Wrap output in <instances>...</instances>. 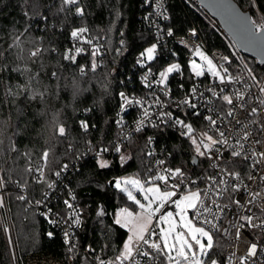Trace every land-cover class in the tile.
Listing matches in <instances>:
<instances>
[{"label": "trees", "instance_id": "1", "mask_svg": "<svg viewBox=\"0 0 264 264\" xmlns=\"http://www.w3.org/2000/svg\"><path fill=\"white\" fill-rule=\"evenodd\" d=\"M166 1L169 25L176 34L196 28L210 49L231 54L230 37L197 0ZM236 2L252 17L256 11L264 16V0ZM142 3L80 0L85 14L77 16L74 8L61 11L63 0H0V174L7 182L5 200L14 237L11 244L0 217V264H14V260L17 264H68L71 259L72 264H99L121 255L128 230L115 225L113 215L121 206H135L110 182L127 173L147 177L148 136L154 129L137 132L125 141L121 153L110 157V167L105 169H100L97 158L85 150L88 142L94 147L111 146L117 137L119 92L122 87L131 88L129 83L121 84V79L127 78L122 69L130 70L135 56L153 43L152 33L139 25L146 13ZM45 16L47 20L42 19ZM78 27H86L93 40L105 46L103 64L98 63V55H90L88 47H83L86 51L75 63L62 59L71 44L70 32ZM36 49H41L40 54L30 56ZM177 51L183 60L185 50L177 47ZM93 59L98 66L94 71ZM256 65L258 75L264 65ZM86 107L91 108L87 132L78 124ZM60 124L66 128L63 137L55 131ZM155 130L158 142L173 152L174 165L191 169L193 146L188 138L179 137L166 126ZM45 150L49 152L46 165L41 160ZM64 165L78 166L69 172L68 185L62 190H74L83 217L76 233L78 246L71 251L61 231L43 219L34 204ZM37 167L44 169V182L37 183L35 172L29 171ZM25 194V200L18 199ZM61 194L53 206L61 203ZM100 208L103 217L97 216ZM48 232L54 235L50 238ZM214 237L211 258L223 264L227 242L216 234ZM89 246L93 251L85 254ZM161 259L166 264V258Z\"/></svg>", "mask_w": 264, "mask_h": 264}, {"label": "built area", "instance_id": "2", "mask_svg": "<svg viewBox=\"0 0 264 264\" xmlns=\"http://www.w3.org/2000/svg\"><path fill=\"white\" fill-rule=\"evenodd\" d=\"M141 5L146 8V13L142 14L139 25L140 28L150 31L153 35V43H157L159 45L156 58L153 61L146 62L145 66L141 67L137 64V60L141 58L140 52L135 56V60L130 62V70L125 72V69H122V73H125V76L127 78L126 80L125 78H122L121 84L125 85L126 83H129L131 84V88L122 87L119 92L120 105L117 109L115 117L117 137L115 138L111 146L94 147L92 144H90V142H88V147L85 151L92 157L97 158V152L100 148H108L109 151L102 153V155L99 157L100 159H109L110 157L120 154L125 141L129 140V138L137 133L136 128L138 126V123L143 119V112L148 111L149 117L147 119H143V126L141 131L147 128H152V130L154 129V131L148 136V153H152V155H148V175L146 178L139 177L141 178L140 180H145L147 182L149 176L155 177L157 176V174H164L165 169L182 168L185 172L186 178L183 180L177 196L173 199H178L184 191L197 188L202 194V200L204 204L208 205L212 209V215L209 216V214L205 213V216H208L209 219H211L212 216L219 217L218 221H214V223L218 224L219 231H216L215 229H213L212 231L213 234H216L219 237V239L227 242L223 264H241L240 258L247 254V244L251 242L264 243V231H261L260 229H241L240 238H236V229L241 223L238 219L239 216L254 214L255 216L264 218V212L259 211V208L264 207V200L260 201L257 206L252 207L251 213L248 211L249 206L247 205V201L250 199L249 192L260 191L264 193V181H261L259 179L261 175H264V166H259L254 170L251 167L250 161L243 159V156L232 157L231 151L233 150V148H237V150H240L235 141L237 138L242 137L245 127H247L248 130L253 133V139H250L248 141L241 140V143L244 145V148L242 150L243 155H249L254 150L264 151V144L256 145L253 142L257 136L259 137V139L264 141V135H260L258 132V125L253 123V121H259L262 117H264V114L258 113L255 116L246 117L245 111L237 107L235 110V117H226L225 113L229 111V107L222 106V101L216 97H212L211 94L207 91L211 88L214 91L219 92L220 88L225 87V85H220L219 82L214 77H212L210 73H207V71L204 76L196 77L190 70L189 61L193 59H199L193 55L196 46H200L202 50L218 65H223L225 67H228L229 65L223 60V57H229V55L226 52L218 49H210L207 46L203 36L196 28H192L196 29L197 35L195 37L191 36L189 31L190 29L183 34H176L173 31L174 35L172 37L167 36L165 34L167 28L172 27H170L169 25L171 21V14L168 10L166 0H153L151 7L146 5L143 0V3ZM158 5H160V7H158ZM161 13L167 16L168 19L165 20L161 18ZM149 14H152V19L146 20L145 17ZM85 39H91L93 41V45H87L82 41L74 40L70 37L71 44L68 49L74 50L75 47H88L91 51L92 46H99L100 52L97 55L99 58H101V60L99 59L98 63L103 64L104 60L102 59V56L105 52V46L96 43L89 32L85 34ZM121 41H123L124 43L123 38H121ZM152 44L145 47L144 50ZM177 47L185 50L183 60L179 57ZM118 52H120V48L118 49ZM163 59L165 60V63L161 64V61H163ZM230 61V72L241 81L230 85V89L233 92H246L248 88L242 82L244 80H247L248 85H252V91L258 92L259 90L253 85V82L248 76L247 70H245L242 66H238L236 65V63H233L231 59ZM173 63H179L181 65V71L179 73H173L169 76V81L166 87L154 86L152 89H149L144 85V83L142 82V78L146 74L149 76V80L151 81L152 79L157 77L160 71H163L168 65ZM148 67H151L152 69L151 74L147 73ZM257 78L262 83H264V67L257 75ZM193 87H196L197 89L196 94L192 97L193 103L197 104V108L195 110L190 109L183 103V101L189 97L190 89ZM120 93H124L125 96L132 101L139 100L142 103H133L126 106L125 111H121L123 100L120 96ZM200 93H203V96H201ZM224 94H229V92L226 91ZM260 95L261 98H263V94ZM210 100L212 101L211 104L208 103V101ZM257 105L258 101L255 98H249L247 111L250 112L251 107H255ZM193 111L199 112L200 115H193ZM159 112H171L173 114V117H180L181 119H184L186 123H190L192 125L194 129L193 135H198L201 139L203 138L202 134L204 133L212 135L214 138H219L216 128L204 119L205 116L212 115L213 119H217L218 121L223 119L224 123L220 125V131L225 132V138L228 139V143L229 145H231V147H220V151L223 153L220 160H216L214 158L209 159L207 158V156H204V158L202 159L197 154H195L193 148V155L191 156V160L197 157V165H192L191 160V169H186L181 165H174L173 152L168 149L165 144L158 142L156 136L157 130H155V128L166 126L170 129V131H173L179 137L183 139L188 137L181 135V133L185 130L182 127L175 126L173 121L170 120L167 124L162 123L159 116L157 115V113ZM90 113V107H86L83 109V117L78 121L79 126L81 121H87L90 126V123L87 119V115H89ZM217 113H219V115H217ZM236 120H239L240 124H237ZM117 121H120V123H117ZM82 130L87 132L89 130V127L87 130ZM205 142L207 141L205 140ZM116 145H119L121 148V151L119 153L115 151ZM159 161H164V163L160 164L158 163ZM67 166V170H63L62 168L60 170L61 175L54 178L53 181H55V187L52 189L48 188L44 192L43 196L38 199L43 203L40 205H37L36 203L34 204L35 207H37V212L40 214V216L45 219L52 227H56L61 231L64 242V233L70 232L72 234L71 244L66 245L69 248L71 247L72 249H75L78 246L76 233L81 228L83 217L79 200L74 190L72 188H69L66 192L62 190V186L68 185V180L66 177H68L69 172L72 173L78 168V166H76V168L73 167V165ZM223 169H227V171L229 172L239 173V179L224 176V179L227 181L226 186L217 185L216 187H210V185L213 184L214 181H210L208 178L216 177L217 179H219L221 175H224L222 171ZM37 175L39 174H34V176ZM190 181H192L193 183H189ZM156 182L161 184L162 188L165 190H173L170 187L163 185V182L161 181ZM176 182V179L173 178L168 181V184L171 185ZM234 185L237 187H234ZM225 187L227 190H224ZM218 190L222 191L223 194L221 196L216 195V192ZM205 193H209V195H204ZM59 194H61V203L57 206H53V202L58 201ZM0 195H2L4 198V206L0 210V217L3 227L6 231L8 241L11 242L12 235L10 234V229L8 228V211L5 201L4 189H0ZM24 196L26 197V194ZM72 196L75 197L74 200L71 198ZM65 200H69L73 204L74 208L72 210L66 207L64 203ZM237 200L241 202L240 206L235 203V201ZM214 205H219V208H222L223 212L221 213L219 208H216ZM49 209H51L50 213H48ZM168 210L175 211L174 206L168 204L162 211ZM44 213H48L51 220L56 221V223H50L49 220L45 218V215H43ZM77 214H79L80 218L79 225L72 224L69 220L70 215L75 216ZM192 215L194 216V213H192ZM206 227H210V225ZM154 230L158 232L159 225H157ZM249 233H251L252 235H249ZM253 236L255 237V240H253ZM153 239L156 238L153 237ZM88 253L89 248L85 250V254ZM133 255L135 257L134 261L124 260L122 264H162L161 256H157L154 261H146L143 257L135 254V249ZM212 259L217 260L216 257ZM253 259L256 260V264H264V255H261L258 259ZM72 261L73 260L71 259L68 264H72ZM103 262L104 264H121V262L117 261V259H115L114 261ZM248 264H252V261L250 260Z\"/></svg>", "mask_w": 264, "mask_h": 264}, {"label": "snow or ice", "instance_id": "3", "mask_svg": "<svg viewBox=\"0 0 264 264\" xmlns=\"http://www.w3.org/2000/svg\"><path fill=\"white\" fill-rule=\"evenodd\" d=\"M80 0H63V6L61 11H72L74 8V14L77 16H83L85 14V8L79 6ZM144 3L151 7L153 0H144ZM160 7V5H158ZM224 8L225 14L229 16L232 26L236 29L234 35H241L243 37V45L252 48L264 49V24H257L251 20L247 15H237L232 12L227 6L221 5ZM161 18L168 19L167 16L161 13ZM42 19L47 20V17H42ZM146 20L152 19V14H149L145 17ZM231 30V29H230ZM191 36L195 37L197 35L196 29H190ZM88 32L86 27L74 28L70 32V37L74 40L82 41L87 45H93L91 39H85V34ZM159 32V28H158ZM167 36L172 37L174 35L172 28H167L165 33ZM19 39V37H17ZM123 43V41H121ZM158 44L153 43L150 47L146 48L143 52L140 53V59L137 60V64L141 67H144L146 62L153 61L156 58ZM86 51L83 47H75L73 49L65 50L62 59L69 61L70 63H75L77 57L83 54ZM41 49H36L29 53L30 56L36 57L40 54ZM100 52L99 46H92L90 55L95 58ZM193 55L199 58L202 63H198L196 59L189 61V66L191 72L196 76H204L206 71L214 77L220 85H225V87L220 88V91H214L213 89H208L207 91L211 94L212 97H216L222 101V106H228L229 111L225 113L226 117L232 118L235 117V110L237 107L245 111L246 117L255 116L258 113L264 114V98H261L260 94H264V83L258 80L256 73L252 69H247L248 76L250 77L253 85L258 88V92L252 91V85H248L247 80H244L242 83L247 86L248 90L245 91H235L233 92L230 89V85L233 83L241 82L235 75L230 72L231 61L229 57H223V60L228 63V67L223 65H218L214 60L208 56L200 46H196L193 52ZM260 63L264 64V59H261ZM95 59L91 64V68L94 71L97 68ZM181 71V65L179 63H173L168 65L163 71H160L156 78L149 80V76L146 74L142 78V82L146 87L152 89L154 86H163L166 87L169 81V76L173 73H179ZM80 72H84V67L80 68ZM147 73L151 74V67L147 68ZM52 76H56V73H52ZM182 87V86H181ZM229 94H224L225 92ZM197 89L193 87L190 89V95L186 98L183 103L187 105L190 109L195 110L197 104L193 103L192 97L196 94ZM42 95V94H41ZM203 96V93H200ZM120 96L123 100L121 105V111L126 110V106L135 104H141L142 102L132 101L125 96L124 93H120ZM33 99L35 96L32 97ZM249 98H255L258 101V105L251 107L250 112L247 111L248 100ZM158 102V98H157ZM209 104L212 101H208ZM193 115L199 116L200 113L193 111ZM162 123L167 124L170 120L174 122L175 126L182 127L185 131L181 135L188 137L191 140V143L195 146V151L199 156H207L209 159L220 160L223 153L220 151V147L229 146L228 139L225 138V132L220 131V125L224 123L223 119L217 120L213 119L212 115L205 116L204 119L208 121L212 126L216 128L219 138H214L212 135L207 133L202 134L203 138L199 141L193 135L194 129L190 123H186L184 119L180 117H173L171 112H159L157 113ZM219 115V113H217ZM149 117V112H143V119ZM143 119L138 123L136 131L139 132L143 126ZM120 123V121H117ZM237 124H240L239 120H236ZM258 125V132L260 135H264V117L259 121H253ZM80 127L84 130H87L89 124L87 121H81ZM56 134L60 137L65 136L66 128L60 124L56 126ZM253 139V133L245 127L242 137L237 138L235 143L239 147L233 148L231 151L232 157H242L245 160L250 161L251 167L255 170L259 166H264V151H252L249 155H243L244 145L241 143V140L248 141ZM207 141V143L205 142ZM254 144L260 145L264 144V141L259 139L257 136L254 139ZM203 149V150H202ZM109 151L108 148H100L97 152V166L100 169H105L110 167L109 163L106 160L100 159L99 157L102 153ZM115 151L119 153L121 148L119 145L115 146ZM149 156L152 153H148ZM49 157L48 150H45L42 153L41 160L47 163ZM124 157H121V160L124 161ZM158 163L163 164L164 161H159ZM67 165L63 166V170H67ZM30 172L38 173L39 175L34 176V179L37 183L44 182V169L37 167L36 169H29ZM224 175H221L219 179L216 177H209L210 181H214L210 187H216L217 185H227V181L224 179V176H229L234 179H239V173H233L227 171V169L222 170ZM57 177L61 175V172L58 171L55 173ZM176 179V183L169 185L168 181L170 179ZM185 172L182 168L175 169H165L164 174H157V176H149L147 184L145 186L139 180L135 179H117L114 181V187L120 192L125 193L129 201L138 209L137 212H132L129 208H121L114 220V224L117 226L125 227L131 233L127 241L124 244V251L116 259L120 261L121 264L124 260H133L135 259L133 252L135 249V254L143 257L146 261H154L157 256H163L166 258V264H219V261L212 259V250L214 248V237L213 229L219 231L218 224L214 221H218L219 217L212 216L211 219L208 216H205V213L212 215V209L204 204L202 200V194L200 191L188 192L186 195H180L178 199H173L177 196L178 191L181 187L183 180L185 179ZM261 181H264V175L259 177ZM156 181L163 182V185L170 187L173 190H162L161 184ZM6 181L3 176H0V189L5 188ZM113 183V182H110ZM189 183H193L190 181ZM26 187V185H23ZM49 189L55 187V181L47 184ZM234 187H237L234 185ZM132 188L136 189V192L142 197L141 199L137 198V195L134 194ZM224 190H227L226 187ZM222 191H217L216 195L221 196ZM204 195H209L205 193ZM250 199L247 201L248 211L251 213L252 207L257 206L258 203L264 200V193L260 191L249 192ZM73 200L74 196L71 197ZM20 200H25V196L20 195L18 197ZM37 205L42 204L40 200L35 201ZM66 207L70 210L74 208L73 204L69 200L64 201ZM235 203L240 206L241 202L239 200ZM171 204L174 206L175 211H162L165 209V206ZM203 205V206H202ZM4 206V198L0 195V207ZM216 208H219V205H214ZM220 212H223L222 208H219ZM259 211L264 212V207L259 208ZM51 212V209L48 210V213ZM194 213L192 218H189L188 213ZM48 213H44L45 218L49 220L50 223H56V221L51 220ZM105 215L103 208H100L97 212V216L103 217ZM178 217V219H177ZM240 224L236 229V238L239 239L241 236V229L247 230L251 229H260L264 231V218L255 216L254 214L239 216ZM69 220L72 224L79 225L80 218L79 214L75 216H69ZM196 221V222H194ZM258 221V222H257ZM199 222L200 226H197ZM159 225L158 232L154 230L156 226ZM166 225V227H165ZM210 227H206L209 226ZM47 235L51 238L54 234L48 232ZM71 233L65 232V243L71 244ZM249 235H252L249 233ZM155 237L156 239H153ZM253 240L255 237L253 236ZM133 241L137 243L134 245ZM72 248H69L71 251ZM89 250L93 251L89 246ZM247 254L240 258L241 264H248L251 260L252 264H256V260L253 258H260L261 255H264V243L251 242L246 246ZM175 253V255H173ZM100 264H104L103 261Z\"/></svg>", "mask_w": 264, "mask_h": 264}, {"label": "water", "instance_id": "4", "mask_svg": "<svg viewBox=\"0 0 264 264\" xmlns=\"http://www.w3.org/2000/svg\"><path fill=\"white\" fill-rule=\"evenodd\" d=\"M197 1L203 8L207 10V12L213 18H215L219 22L223 31L234 41L237 48L243 54L255 58L258 64H262L260 63V61L261 59H264V49H260V48L250 49L248 46H242L243 37L241 35H234L236 29L232 26L229 16L225 14L224 8L221 7V5L227 6L232 12H234L237 15H247L253 21L250 11L243 10L242 7L236 2V0H197ZM191 164L197 165L198 158L197 157L193 158L191 160ZM114 181L115 179L111 180V182L113 183ZM14 264H17L15 260H14Z\"/></svg>", "mask_w": 264, "mask_h": 264}, {"label": "rangeland", "instance_id": "5", "mask_svg": "<svg viewBox=\"0 0 264 264\" xmlns=\"http://www.w3.org/2000/svg\"><path fill=\"white\" fill-rule=\"evenodd\" d=\"M252 19H253V21L255 22V23H257V24H264V16L263 15H261L260 14V12H255L254 13V15H253V17H252ZM227 40V39H226ZM227 43H228V46H229V48H230V50H231V54L229 55V58L232 60V61H234L235 63H236V65H238V66H242L245 70H247V69H252L255 73H256V70L258 69V66L256 65V63H257V60L255 59V58H253V57H250V56H248V55H246V54H243L238 48H237V46H236V44L234 43V41L230 38V39H228L227 40ZM150 47V46H149ZM118 52V51H117ZM197 60V62L198 63H202V61H200L199 59H196ZM255 61H256V63H255ZM258 64V63H257ZM263 98H264V94H263ZM196 138H197V140L199 141L201 138H199V136L198 135H194ZM189 141H190V143H191V140L189 139ZM207 143V142H206ZM191 145H193L192 143H191ZM193 148H194V152H195V154H197L196 153V151H195V146L193 145ZM203 150V149H202ZM198 155V154H197ZM125 156V154L123 153L122 154V157H124ZM199 156V155H198ZM199 157H201L202 159L204 158V156H199ZM103 160H106L109 164H110V162H111V160H108V159H103ZM0 176H1V174H0ZM117 179H121V180H124V179H135V180H139L142 184H144L145 186H148V184H147V182L145 181V180H140L141 178H139L136 174H134V173H127V174H124L123 176H119V177H117L116 178V180ZM4 189V188H3ZM162 190H165V189H163L162 188ZM132 191L134 192V194H136L137 195V198L138 199H141V201L143 202V199H142V197L136 192V189L135 188H132ZM165 191H168V189H166ZM195 191H199L197 188H193V189H190V190H187V191H184L183 193H182V195H186L188 192H195ZM6 201V200H5ZM135 206V205H134ZM3 207V206H2ZM2 207H0V210H1V208ZM121 208H129L132 212H137L138 211V209L136 208V206L135 207H128V206H121V207H119L116 211H115V213H114V215H113V220H115L116 218H117V216H116V214H117V212L121 209ZM172 211V210H171ZM0 216H1V211H0ZM188 216H189V218H192L193 217V215H192V213L191 212H189L188 213ZM177 219H178V217H177ZM8 221H9V229H10V234L12 235L13 234V232H12V227H11V222H10V217L8 216ZM194 222H196V221H194ZM197 226H200V224L199 223H197ZM165 227H166V225H165ZM125 228V227H124ZM125 229H127V228H125ZM128 230V229H127ZM129 235H131V233L128 231V236H127V238H126V240H125V242L127 241V239H128V237H129ZM213 237H214V234H213ZM13 235H12V240H11V244H13ZM125 242H124V244H125ZM214 245H215V237H214ZM137 242L136 241H133V244L135 245ZM124 244H123V251H124ZM122 251V252H123ZM11 253H12V255H14L15 256V249H14V246L12 245L11 246ZM173 255H175V253H173ZM15 259H16V257H15Z\"/></svg>", "mask_w": 264, "mask_h": 264}, {"label": "bare ground", "instance_id": "6", "mask_svg": "<svg viewBox=\"0 0 264 264\" xmlns=\"http://www.w3.org/2000/svg\"><path fill=\"white\" fill-rule=\"evenodd\" d=\"M75 175V174H74ZM27 197V196H26ZM34 202V201H33Z\"/></svg>", "mask_w": 264, "mask_h": 264}]
</instances>
